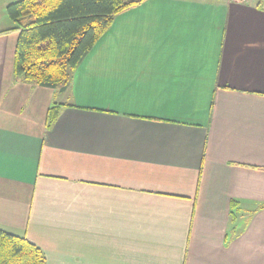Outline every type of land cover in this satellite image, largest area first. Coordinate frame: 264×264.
Wrapping results in <instances>:
<instances>
[{"label":"crops","instance_id":"0c3cea01","mask_svg":"<svg viewBox=\"0 0 264 264\" xmlns=\"http://www.w3.org/2000/svg\"><path fill=\"white\" fill-rule=\"evenodd\" d=\"M18 1L0 230L47 264H264V0H145L57 88L14 75Z\"/></svg>","mask_w":264,"mask_h":264},{"label":"trees","instance_id":"16d2710c","mask_svg":"<svg viewBox=\"0 0 264 264\" xmlns=\"http://www.w3.org/2000/svg\"><path fill=\"white\" fill-rule=\"evenodd\" d=\"M145 0H20L7 7L18 42L14 75L41 86L66 87L83 57L114 18ZM58 117L50 109L49 122ZM0 264H47L25 237L0 230Z\"/></svg>","mask_w":264,"mask_h":264},{"label":"built area","instance_id":"2783aa9c","mask_svg":"<svg viewBox=\"0 0 264 264\" xmlns=\"http://www.w3.org/2000/svg\"><path fill=\"white\" fill-rule=\"evenodd\" d=\"M234 4L245 5L254 2V0H232Z\"/></svg>","mask_w":264,"mask_h":264}]
</instances>
